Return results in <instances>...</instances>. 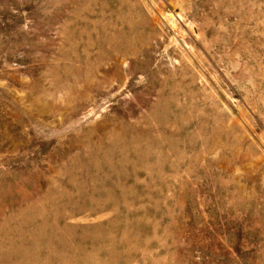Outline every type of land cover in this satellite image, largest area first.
<instances>
[{
  "label": "rangeland",
  "instance_id": "374dc122",
  "mask_svg": "<svg viewBox=\"0 0 264 264\" xmlns=\"http://www.w3.org/2000/svg\"><path fill=\"white\" fill-rule=\"evenodd\" d=\"M0 264H264V0H0Z\"/></svg>",
  "mask_w": 264,
  "mask_h": 264
}]
</instances>
